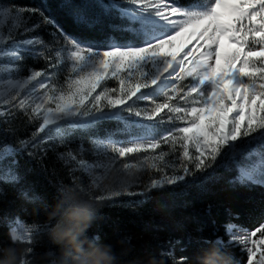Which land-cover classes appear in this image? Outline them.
Returning a JSON list of instances; mask_svg holds the SVG:
<instances>
[{
	"label": "snow or ice",
	"instance_id": "obj_1",
	"mask_svg": "<svg viewBox=\"0 0 264 264\" xmlns=\"http://www.w3.org/2000/svg\"><path fill=\"white\" fill-rule=\"evenodd\" d=\"M95 9L74 8V22L90 31L106 26L108 34L78 40L37 8L0 3V117L19 112L39 122L30 138L0 145V186L20 182L21 152L46 154L41 144L86 130L94 159L71 150L58 158L109 207L182 184L218 159L216 167L236 172L229 184L264 187V0H97ZM37 12L42 19L33 20ZM43 25L56 29L59 47L28 35ZM29 57L46 67H27ZM107 122L116 127L103 130ZM113 171L120 176L106 184ZM79 179L73 175L74 184ZM60 192L70 199L63 185ZM21 195L35 199L27 190ZM48 230L14 217L9 238L31 245ZM225 235L246 253V264H264V223L254 230L228 223ZM214 243L226 246L219 237ZM33 251L25 249L20 264H30ZM163 255L173 264L188 260L172 250Z\"/></svg>",
	"mask_w": 264,
	"mask_h": 264
},
{
	"label": "trees",
	"instance_id": "obj_2",
	"mask_svg": "<svg viewBox=\"0 0 264 264\" xmlns=\"http://www.w3.org/2000/svg\"><path fill=\"white\" fill-rule=\"evenodd\" d=\"M96 2L0 0L43 11L78 40H99L108 34L106 26L90 31L73 20L74 8L95 11ZM175 2L188 6L193 0ZM37 126L38 121L29 123L19 112L15 117H0V145H16L18 140L30 138ZM173 126L166 124L164 128ZM102 127L111 130L116 124L107 122ZM90 135L86 130L73 131L62 140L64 149L50 141L40 146L46 154L28 149L17 155L20 182L0 186V264H20L29 247L34 250L26 257L30 264H51L52 260L57 264H173L172 257L163 255L169 250L177 258L188 257L186 264H246L241 247L227 245L225 225L234 223L254 230L264 223V187L229 184L236 172L216 167L219 162L205 173L147 197L121 198L128 203L117 207H109V201L74 204L60 192L69 178L58 154L71 150L92 158ZM28 151L33 154L28 155ZM22 190L35 199L26 200ZM14 217L28 224H48L49 230L35 237L31 245L14 244L9 238ZM217 237L226 246L215 245ZM49 252L54 255H47Z\"/></svg>",
	"mask_w": 264,
	"mask_h": 264
},
{
	"label": "rangeland",
	"instance_id": "obj_3",
	"mask_svg": "<svg viewBox=\"0 0 264 264\" xmlns=\"http://www.w3.org/2000/svg\"><path fill=\"white\" fill-rule=\"evenodd\" d=\"M25 15H29V14L26 13ZM35 19H42V17H40L39 15H37V13H35L34 16H33V20H35ZM54 33L56 34L55 36L53 35ZM36 34L41 35L43 37V39L45 40L46 43L47 42H52L54 44V48L60 46L59 44H56L55 43V40L59 38V34L57 33L56 29L52 25H43L41 27V29L38 30V33H28L29 36L36 35ZM61 43H63L62 40H61ZM49 54L50 53L45 52V55H49ZM23 63L26 66H27V64H30V65H32V68L41 69V68H45L46 67V63L47 62L45 60H43V59L34 61L32 58L29 57V58H26L23 61ZM23 74L24 75L27 74V68H25ZM62 78L63 77H62V74H61L60 79H62ZM109 83L111 84V82H109ZM141 103H143V102H141ZM165 125H162L161 127L164 128ZM43 136H44V134H41V137H38L37 139H42ZM50 141L53 142V145L56 143L58 149H64V145H63L62 140H60V139H53V140H50ZM50 141H48V142H50ZM41 145H43V144H41ZM77 158L78 159L82 158V159H85V160H89V159H92L93 160L94 159V156H92V158H88V157H86V155L77 154ZM133 159H135V158H133ZM170 159H171V157H170ZM89 161H91V160H89ZM219 162H220V159L217 160L216 164L219 163ZM66 167H67V170H68L69 184H67L65 186V189L68 190V197L70 198V199H68L69 202H71V203L74 202V204H81L83 202H92V201H95L92 197L98 194V190L93 189L92 192H91V194L88 193V191H87V185L89 183L88 178L86 176H83V174L80 173V172L71 173L69 171V168L71 167V165L66 166ZM73 175L80 176L81 177V179L75 181V184L73 183ZM136 175L142 176V178L145 181L147 180V175L146 174L136 173ZM119 176H120V173H118L116 171H113L109 175V177L105 181V183L106 184H110V183L114 182ZM77 185L79 187H76ZM73 188H75V191H72ZM80 188H84L85 191H80ZM122 198H125V197H122Z\"/></svg>",
	"mask_w": 264,
	"mask_h": 264
}]
</instances>
